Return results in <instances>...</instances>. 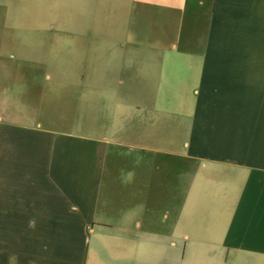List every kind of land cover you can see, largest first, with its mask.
<instances>
[{
	"label": "crops",
	"instance_id": "obj_1",
	"mask_svg": "<svg viewBox=\"0 0 264 264\" xmlns=\"http://www.w3.org/2000/svg\"><path fill=\"white\" fill-rule=\"evenodd\" d=\"M106 3L110 77L71 37L38 72L42 15ZM185 6L189 54L140 40L182 34ZM71 97L89 122L52 116ZM0 264H264V0H0Z\"/></svg>",
	"mask_w": 264,
	"mask_h": 264
},
{
	"label": "rangeland",
	"instance_id": "obj_2",
	"mask_svg": "<svg viewBox=\"0 0 264 264\" xmlns=\"http://www.w3.org/2000/svg\"><path fill=\"white\" fill-rule=\"evenodd\" d=\"M110 2V1H108ZM154 7H156L155 5H153ZM106 9V17L102 16L101 18H95V16H91V17H85V18H81L79 16H64V12L61 11L60 13H58L57 15L53 14V16L48 15V14H43L42 17L40 18L41 21V25L42 28L41 31L39 32V35H36L34 33V39L38 40V47H33L37 50V57L39 59V63L36 67V69L38 70V72H44L45 70H47V72H52L55 74H61V72H63L65 70V68L67 67V59H69V53L66 50V48L71 47L72 44H68L67 42L69 40H73L74 42V46L78 48V50L81 49V45L83 46V48L81 49L82 51H86V49H88L87 51H89L90 49H92V47H99L98 49L103 53L102 54V61L100 63V65H97L95 68V71H93L88 65L85 66H81L82 68L79 69V72H94V73H102L105 74L104 72H106V76L110 77L111 71L109 70L110 65L109 63L106 62V57L109 55V50H110V45L113 44V40L115 39L114 36L112 35V25H113V17L114 16V8H112V4L109 3V5L106 3L105 8ZM185 11V21L182 23V26L184 27V32L181 33H172V32H156L157 34H161L162 36H156V35H152L146 38H143L140 36V40L141 41H145L146 45H150L153 46L152 44L156 45L157 47L163 49V48H168V46H174V43H177L179 45V47L181 49H185L187 50L188 54L189 52H191V48H192V39L190 37H192L191 34V21L193 19V7H188L185 6V8H182ZM140 11V7L138 9ZM171 10V14L173 12H176V8L170 7ZM69 24H72V27L74 29H79L80 28H85V27H93V31L91 32H70V31H63V30H59L61 27H67L69 26ZM109 28V31H105L104 33L99 34V29L105 27ZM26 32H31V30H25ZM98 31V32H97ZM52 34V38L55 41V45L56 48H54V52L53 55H50V53L46 52V50H48L49 48L44 47L45 44H43V41L46 37V35H48V38L51 40L50 36ZM30 36V35H29ZM71 37V39H70ZM116 37V36H115ZM98 45V46H96ZM9 48V47H7ZM153 49H156L155 46H153ZM156 50L159 51V49L157 48ZM53 51V48L52 50ZM13 52H16V50H14ZM48 53V54H47ZM107 54V55H106ZM150 55V53H148ZM151 55H155L154 53H151ZM160 56V60L162 59L163 55H159ZM181 60L180 62L183 60L184 63L189 64L190 62V57L187 54H184V56H180ZM82 59H85V57H82ZM93 67V66H92ZM94 69V67H93ZM100 72H99V71ZM62 82L64 83H69L71 82V80H62ZM108 82V81H106ZM77 84L78 86V92L82 95L83 91L85 90V86H89L92 85L90 82L88 81H72V84ZM90 86V89L91 87ZM100 86L104 87V86H108V84L104 85L103 82L100 84ZM49 87V92L45 95L47 100L52 101L54 100V96L53 94H49L50 93V88H51V83L48 85ZM138 85H126L125 88L129 89V90H133L138 88ZM62 88V87H61ZM60 88H56V89H51V90H55V93H57L58 97H60V93L59 90ZM63 89V88H62ZM72 90H74L72 88ZM41 91V90H40ZM75 91V90H74ZM42 92V91H41ZM41 94V93H40ZM39 94V96H40ZM49 94V95H48ZM43 102L45 103V99L43 100ZM46 104V103H45ZM78 100L76 97H71L69 99V104L67 105V108L65 111L62 112V114L57 115V113L52 111V116H56L59 117L58 120L61 121V123H68V120H75V123L77 124L76 121L79 122H83V123H87L89 121V117L91 116L90 113H81V112H77V108H78ZM54 105L56 107L59 106V104L56 102L54 103ZM48 106V105H47ZM80 114V118L78 120H76L77 115ZM44 117V115L40 116V118ZM73 129V128H71ZM82 131V130H81Z\"/></svg>",
	"mask_w": 264,
	"mask_h": 264
}]
</instances>
